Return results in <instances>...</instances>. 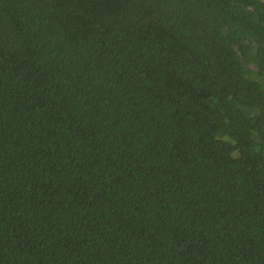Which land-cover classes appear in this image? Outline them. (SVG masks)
<instances>
[{
  "label": "trees",
  "instance_id": "16d2710c",
  "mask_svg": "<svg viewBox=\"0 0 264 264\" xmlns=\"http://www.w3.org/2000/svg\"><path fill=\"white\" fill-rule=\"evenodd\" d=\"M0 264H264V0H0Z\"/></svg>",
  "mask_w": 264,
  "mask_h": 264
}]
</instances>
